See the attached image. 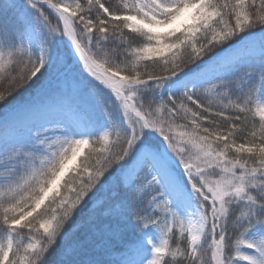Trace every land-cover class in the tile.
<instances>
[{"label": "snow or ice", "instance_id": "snow-or-ice-1", "mask_svg": "<svg viewBox=\"0 0 264 264\" xmlns=\"http://www.w3.org/2000/svg\"><path fill=\"white\" fill-rule=\"evenodd\" d=\"M0 264H264V0H0Z\"/></svg>", "mask_w": 264, "mask_h": 264}, {"label": "trees", "instance_id": "trees-1", "mask_svg": "<svg viewBox=\"0 0 264 264\" xmlns=\"http://www.w3.org/2000/svg\"><path fill=\"white\" fill-rule=\"evenodd\" d=\"M112 2L115 4V3H118L119 0H112Z\"/></svg>", "mask_w": 264, "mask_h": 264}]
</instances>
